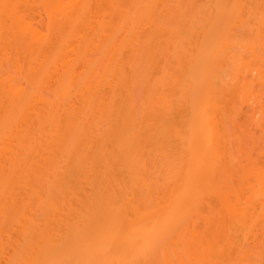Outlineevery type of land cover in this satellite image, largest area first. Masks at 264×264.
Here are the masks:
<instances>
[{"label":"bare ground","instance_id":"bare-ground-1","mask_svg":"<svg viewBox=\"0 0 264 264\" xmlns=\"http://www.w3.org/2000/svg\"><path fill=\"white\" fill-rule=\"evenodd\" d=\"M94 1L95 5L100 4L103 8H113L121 17L122 25H116V22L113 24V20L108 23L104 21L109 25L99 22L101 35L97 36L96 31L94 35L100 36L98 38L100 43L96 47L98 46L101 53L111 59L120 57L122 63L123 49L125 47L131 49L127 46L129 42L137 35L145 34L146 29H143L145 32L141 29L146 28L149 23L151 12L165 9L159 6L163 0H133L130 9L122 7L120 0ZM94 1L41 0L42 5L37 2L43 6L41 8L44 9V13L46 12L50 26L61 16L59 17L62 18L61 23L65 21L64 24L68 26L66 29H70L64 32L69 33L63 34V38L60 36L62 39L58 41L59 43L54 44L53 38L50 41L47 38L50 29L45 35L43 33L45 30H42L44 27L41 29L34 21L36 18L27 13L32 9V4L25 0H3L4 13L2 14V11L1 14L5 17L0 19L2 38L0 40L3 38L5 40L8 37V35L5 37L7 33L17 32L25 40L30 41L31 45H35L36 51L34 50L35 58H30V61L33 60L31 66L28 65L31 89H26L27 86L23 87L20 81L10 75L5 79V75L0 74V215L5 220L0 224V264H141L161 259L162 253L165 260L162 261L163 264H175L172 263L175 260L174 252L180 264H186L187 258H191L195 264H200L204 259L213 256L209 231L212 230L214 221L211 220L210 212L208 215L204 210L206 206L213 207L212 202L210 203L213 196L227 209L226 213L228 212L227 216L231 222L238 225V229L239 227L243 229V234L246 235H243L246 238L245 242L251 245L248 247L259 248L260 239L254 230V219L257 217V210H261L264 218V169L257 165L253 151L245 153L247 163L243 164L239 160L242 164H238L242 172L244 171L241 179L246 188L239 185V195L234 188L231 190L233 182L231 180L235 179L236 175L233 174L235 169L232 171V167H227L226 152L224 150V153L221 148L223 129L220 128L218 116L220 102L216 98V93L220 84L224 88L230 86L231 90L228 91L234 92L230 95L237 97L235 94H239L241 97L238 99L241 100V107L237 106L239 110L232 102L237 111V121L250 118L248 132L252 136L255 135L254 138L260 134L264 135V98L261 100L263 95H259L261 90L258 89L264 87V57L260 58V67L254 65L251 67L252 63L247 62L245 53H242L244 51L256 57L259 55L260 46L264 52V0H207L202 3L196 20L201 27L200 34L193 28L191 33L187 31L188 36L177 32L173 34L174 37H170L172 32L177 31V29L173 31L172 27L171 33L167 31L170 36L167 34L163 37L164 41L159 42L161 44L156 45L151 41L156 38L148 41L153 42L150 43L146 58L148 68L160 71L155 73L152 71V74L158 75L151 78L152 84L149 89L152 91L149 90L151 93L148 94L150 102L147 99L150 108L146 111L149 109L151 111L154 106V109H158L154 115H157L159 110H162L160 112L163 114L160 113L162 122L151 121L148 116V122L140 124L153 129L159 138L175 140L181 150L180 158L177 157L178 162L167 168L168 173L166 171L167 175L163 178L166 179V185L165 187L162 185L163 189H160L158 197L154 196L156 200L151 199V191H154L151 184L153 180L149 181L147 178L149 168L139 143L142 130H139V122L133 117L134 114L128 117L124 114L127 104L130 103L128 98L131 96L128 97L127 93L124 95L121 92V87L125 89L126 84L117 82L114 87V79L107 77L115 75L119 69L122 72L126 67L125 63L117 60L119 61L115 64L116 66L119 64L117 69H114L115 66L109 68L106 77L101 79L103 73L101 83L98 80L100 76L96 75L101 73L98 68L102 64L91 58H89L91 62L88 63L89 55L85 56L93 46L95 47L96 38L89 37V40H83L86 42H83L84 47L82 43L76 44V39L78 42L83 39L78 35L82 30L96 28L92 27L94 24L92 19L96 17L92 11ZM178 7L179 10H183L181 4ZM6 22L10 23L7 25ZM193 26L192 24L187 27ZM242 27L250 29L257 36V40L250 42L237 38L235 33ZM106 28L107 31L112 30V33H106ZM96 29L98 31V28ZM128 29L126 37L119 43L121 31ZM140 31L142 33L138 34ZM144 36L141 35L142 38ZM142 38L139 36V40ZM158 40L157 37L156 41ZM1 41L0 56L6 58L8 50L5 43L9 40ZM248 41L249 43H246ZM237 49L242 51L238 53ZM89 53L92 54L91 51ZM227 60L234 63L233 72L227 76L223 72L225 75L222 76L220 72L222 73L227 66L225 65ZM101 62L103 63V60ZM86 66L87 70L81 72L80 70ZM104 70L105 68L102 72ZM219 74L223 78H218ZM123 75L125 76V73ZM96 77L99 84L95 81L94 85ZM53 79L57 80L54 86L58 84L57 90L54 88L55 92L50 84ZM49 85L52 86L50 90L59 101L58 99L56 102L50 101V98L47 99L48 97L41 93L47 90ZM102 85L111 86L107 89L108 91L115 89L114 94L112 90L110 94L105 91L102 93ZM174 90L178 91L177 96L171 93ZM117 92L119 101L117 97L113 98L116 102H113V99L111 101L112 94L115 95ZM75 101H79L81 103L79 105L88 108L89 111L100 108L96 112L97 115L95 113L91 115L92 118H97L92 119L97 126L100 118H103L104 123L105 119H112L113 115L119 117L116 113L118 110L115 112V109L112 111L114 110L116 114H108L113 107L110 108L109 101L119 105L120 117H116L117 120L110 123V129L115 125L114 129L108 132L106 144L103 143L105 139L102 140L93 154L88 153L87 143L84 141L82 143L81 136L84 133L86 135V131L88 134L91 133L96 125L92 124V130L89 128L91 124L86 113ZM176 108L182 114L178 115L183 118L180 124L173 120L175 117L173 114H178ZM151 112L149 113L152 116L153 111ZM170 113H173V117ZM109 115L111 118H108ZM163 115H166L165 118ZM90 142L88 141V144ZM103 151L108 152L104 157ZM112 161L122 173L123 180H118L116 176L117 179L115 177L113 180L110 179L109 172L115 167ZM115 172L114 170L113 174ZM74 178H77L78 182ZM82 178H86L87 186L90 185L88 188L91 187L89 190L91 193L87 192L85 200L76 193V190L79 192L81 188L79 179ZM43 181L48 182L50 187L48 195L39 187ZM136 185H142L141 187L151 194L150 199L155 200L152 203L149 201L151 203L149 207L144 209L143 206L140 207V204L136 203L138 201L135 202L133 199V192L129 196V191L137 187ZM171 185L173 187H170ZM246 189L252 194L244 192ZM242 192L244 193L241 194ZM243 196L246 198L242 199ZM73 200L81 204L80 208L73 204ZM241 200L246 201L244 203ZM34 202H37L35 204L38 206H35V209ZM241 202L245 205H241ZM209 208L207 212L212 209ZM32 210L38 211L33 213ZM221 217L223 216H220L221 222L226 221ZM197 219L204 221L205 226L202 229L199 228L201 223L199 225ZM225 223H229V220ZM12 229H15L21 241L18 242L12 237L9 232ZM198 229H201L200 232ZM177 244H184L187 251L185 248L180 249L181 251L177 247L174 248ZM170 249L174 252L172 253ZM241 250L244 251V249L239 251L242 252Z\"/></svg>","mask_w":264,"mask_h":264},{"label":"rangeland","instance_id":"rangeland-1","mask_svg":"<svg viewBox=\"0 0 264 264\" xmlns=\"http://www.w3.org/2000/svg\"><path fill=\"white\" fill-rule=\"evenodd\" d=\"M25 1H28L27 3H29L32 7V9L31 10H28V12L27 13H29L32 17H34V18H36V19H34V21H35V23L39 26V27H41V29L44 31L43 33H45V35H47V32L49 31V29H50V33L48 32V36H47V38H49L48 40L50 41L51 40V38H53L52 40H55V41H52L54 44H56V43H59L60 42V40L63 38L62 36H63V34L64 35H67L66 33H69L68 31L70 30L69 28L68 29H66L68 26H66V24H64V22L65 21H63L62 23H61V20H62V18H59V17H61V16H59L58 17V21L57 22H55V24H52L51 26H50V24H49V19L47 18L48 16H47V14H45L44 13V9H42L41 7H43V6H41L42 4H41V0H25ZM94 1V0H93ZM121 1V6L122 7H125L126 6V8L128 7H132V3H133V0H120ZM119 1V2H120ZM129 1V2H128ZM173 0H163V2L161 1V3H160V5L159 6H161V7H163V8H165L164 10H159V11H156V10H154V11H156V12H151V14H150V16H149V19H150V21H149V23L147 24V26H146V28L145 27H143L141 30H143V29H146V32H145V30H143L142 32H145V34L143 33V34H141L142 32L140 31L138 34H141L142 36L143 35H145L143 38L141 37V35H137L136 37H134V40H132L133 41V43H132V41H130L129 42V44L127 45V46H129V48H131V49H128V47H125L124 49H123V57H122V59L124 58V62L122 63V61L119 59L120 57H115V58H110L109 56L108 57H106L105 55H103L102 53H101V50H99L98 49V46L96 47V45H99V41L100 40H98V38L100 37H96V35L98 36L99 34L101 35V33H100V28H99V22H102V23H105V22H113V24H115V22H116V25H119V24H121V17L119 16V14L113 9V8H110V7H102L100 4H98V5H95L96 3H95V1L92 3L93 5H92V7L94 8H92V11H93V16L95 17H97V19H96V17L95 18H93L92 19V23H94L93 25H92V27H96V28H98V31H99V33H98V31H97V29L95 28V29H93V28H86V30H82V32H80V34H78L79 35V38H81V37H83V39H80L79 40V42H78V39H76L77 40V42H76V44L78 45V44H80L81 45V43H82V46L84 47V43L83 42H85V41H83V40H87L89 37H94V39L96 38V42L94 43V45H95V47H94V49H93V47H92V49H90V51H91V53L92 54H90L89 52L90 51H88V53L87 54H85L84 52V54H85V56H87L88 57V55H89V57H88V59H87V61H88V63L89 62H91V60L92 59H95V60H98L102 65L100 66L99 64L100 63H98V65L100 66L99 68H98V70H99V72H100V70H101V73L99 74L98 73V75H96V76H100L99 77V79L98 80H100V78H101V76H102V74L104 73V75L102 76V78L101 79H103L104 78V76H105V74H106V71H108V69L109 68H113L114 66L116 67H114V69H117V67L119 66V64H118V66H116L115 64L118 62L119 63V61H117V60H120V62L122 63V64H124L125 63V68H126V70H125V68H124V70H123V68H122V72L121 71H119V70H117V73L115 74V75H113V76H107V77H109V78H113L114 79V87H115V85H117V82H118V84L120 83H123V85L124 84H126V85H124V86H126L125 87V89L123 88V86L121 87V92H122V94L124 93V95H126V93H127V95L126 96H128V97H130L131 96V98H128L129 100V102L131 103H129V104H127L128 105V107H127V110H125L124 111V114H126V116L125 115H123V116H125V117H128L129 115H132L133 116V114H134V118L139 122V130H142L141 131V139H140V141L141 142H139V143H141L140 144V148L141 149H143V151H144V155H145V159H146V164H147V167L149 168L148 169V175H147V178H148V180L149 181H152L153 180V183L151 182V184L153 185V188H154V191H151V194H152V198L149 196V195H151V194H148L147 193V191L146 190H144V188H142L141 186L142 185H136L137 187H133L132 188V191H129L130 192V194H129V196L130 195H132V192H133V196H134V198L133 199H135L134 201L136 202V201H138V202H136V203H139L140 205V207H142L143 209L144 208H147V207H149L150 205H151V203L152 202H154L156 199H155V197H158V193H160V191L163 189V186L165 187V185H166V179L164 180L163 178L167 175V173H168V169L170 168V166H171V164H175L176 162H178L177 160L180 158V155H181V150H180V147L178 146V143L175 141V140H169V139H162V138H159V137H157L156 136V132L152 129H150V128H148V127H146L145 125L144 126H142L143 124H144V122L146 121V122H148L147 120H149V118H148V116L151 118V121H155L156 120V122H162V115L160 116V113L161 114H163V112H160V111H162V110H159L158 111V114L157 115H154V113H156L157 112V110L158 109H154V106H153V109L151 110V111H153V114H152V116H151V114L150 113H152L151 111H150V109L149 110H147L148 111V114H147V111H146V109H148V108H150V107H148V101L150 102V100L148 99V94L149 93H151V91H152V89H149L150 87H151V84H152V82H151V78H153L154 77V75H155V77H157V75L158 74H152L153 72L152 71H154V70H151V69H149L148 68V64H147V62H146V58L148 57L147 55H148V51H149V48L151 47V44H153V42H149L148 43V41L149 40H151V38H156V39H152L151 41H154V44H156V45H158V43L161 41V42H163L164 41V38L163 37H166L167 36V34L169 35V33H171V31H172V27H173V31L175 30V29H177V31L175 30V32H172L171 33V36L170 37H174V35L177 33V32H179L180 34H183V35H185L186 34V36H188V34H187V31L188 32H190L191 33V30L193 29V28H195V30L198 32V34H200V32H201V27L199 26V24L198 23H196V20H197V18L199 17V14H200V9H201V5H202V3H205L207 0H174L176 3H174V1H173V3H171ZM37 2H39L38 4H37ZM97 2V1H96ZM129 3V4H128ZM3 4V0H0V19H2L3 17H5V15L2 17V14L4 13V6L2 5ZM181 4V7L183 8V10L181 9V10H179V7L177 8V6H179ZM182 4H183V6H182ZM36 5V6H35ZM39 5H40V7H39ZM128 5H130V6H128ZM175 5V6H174ZM177 5V6H176ZM34 7V8H33ZM37 7V8H36ZM161 7H157L158 9H161ZM171 7V8H170ZM21 9H22V5H21V7H20ZM24 8V7H23ZM37 9V10H36ZM107 9V10H106ZM113 9V10H112ZM130 9V8H129ZM155 9V8H154ZM157 9V10H158ZM35 10V11H34ZM99 10H101V11H99ZM106 10V11H105ZM109 10V11H108ZM178 10L180 11V12H178ZM3 11V12H2ZM32 11H34V12H32ZM99 13H98V12ZM153 11V10H152ZM183 11V12H182ZM1 12H2V14H1ZM104 12H106V13H104ZM109 12V13H108ZM116 12V13H115ZM158 12H160V13H158ZM168 12V13H167ZM105 15H104V14ZM115 13V14H114ZM156 13V14H155ZM181 13V14H180ZM183 13V14H182ZM101 14V15H100ZM108 15H109V17H108ZM154 15V16H153ZM106 16H107V18H106ZM114 16V17H113ZM2 17V18H1ZM99 17H100V21H99ZM113 17V18H112ZM109 18H111V20L109 19ZM120 18V19H119ZM61 19V20H60ZM105 19V20H104ZM109 21H108V20ZM95 20V21H94ZM113 20V21H112ZM98 21V22H97ZM105 21V22H104ZM39 22V23H38ZM95 22L98 24H96L95 25ZM7 23V22H6ZM10 22H8L7 23V25L9 24ZM118 23V24H117ZM194 25L192 28L191 27H187V26H190V25H192V24ZM106 24V23H105ZM190 24V25H189ZM40 25H42V26H40ZM106 25H109V24H106ZM122 25V24H121ZM48 26H49V28H48ZM149 27V28H148ZM152 28V29H151ZM170 28V30H168V29ZM93 29V30H92ZM149 29V30H148ZM154 29H157V30H154ZM1 30V29H0ZM66 30H68L66 33H64ZM148 30V31H147ZM85 31V32H84ZM94 31H96V35H94L95 34V32ZM128 31H129V29L128 30H123V31H121L122 33H121V36H120V38H119V43L126 37V35H127V33H128ZM153 31V32H152ZM169 33H168V32ZM6 32V31H5ZM9 32H10V30H9ZM125 32V33H124ZM186 32V33H185ZM1 33V32H0ZM82 33V34H81ZM86 33V34H85ZM106 33H112V30L110 31H107V28H106ZM124 33V34H123ZM155 35H154V34ZM158 33V34H157ZM158 36H157V35ZM174 34V35H173ZM6 36L5 37H7V35H8V37L7 38H5V40H4V38H3V40L1 41V42H3V41H6L7 40V42H8V40H9V42L8 43H5L6 44V47H7V52H8V55H7V57L6 58H3V57H1L0 56V74H3V75H5V79H7V78H9L10 76H12L14 79H16L17 81H20L21 83H22V86L24 87V86H27V87H25L26 89H31V86H32V83H31V81H30V73H29V69H30V66H31V64H32V62H33V60H31L30 61V58H32V59H34L35 58V54H34V50L36 51V46L35 45H31L30 44V41H28V40H25V38H23L21 35H18V33L17 32H15V33H7V34H5ZM85 35H86V37H85ZM173 35V36H172ZM235 35H236V37L237 38H239L240 40L243 38L244 39V41L246 40H250V42H252V40H254V41H256L257 40V36L250 30V29H248L247 30V28L246 29H244L243 27L242 28H239V29H237V31H236V33H235ZM50 36V37H49ZM55 36H57V37H55ZM60 36L62 37V38H60ZM139 36H140V38H142V39H140L139 40ZM179 36H181V35H179ZM190 36H191V34H190ZM240 36H241V38H240ZM157 37H158V41H156L157 40ZM178 37V36H177ZM176 37V38H177ZM181 37H183V36H181ZM180 37V38H181ZM185 37V36H184ZM183 37V38H184ZM198 37V36H197ZM249 37H251V38H249ZM76 38H78V36L76 37ZM182 38V39H183ZM186 38V37H185ZM184 38V39H185ZM189 38V37H188ZM0 39H2L1 38V34H0ZM243 39L241 40V41H243ZM57 40V41H56ZM89 40V39H88ZM93 40V39H92ZM121 40V41H120ZM142 40V41H141ZM178 40V39H177ZM59 41V42H58ZM141 41V42H140ZM139 42V43H138ZM86 43V42H85ZM151 43V44H150ZM246 43H249V41L248 42H246ZM159 44H161V43H159ZM8 45V46H7ZM10 45V46H9ZM5 46V45H4ZM57 46V45H56ZM81 46V48L83 49V47ZM9 47V48H8ZM46 47H48V46H46ZM261 47V46H260ZM258 48V53H259V55L257 54L256 55V57L255 56H251V55H253V54H251V53H247L246 54V52H242L243 54L245 53V55H246V60H247V62L248 61H250V63H252V64H250V66L251 67H253V65H254V67L256 66V67H260L261 65L259 64L260 63V58L261 57H264V52H262V48ZM241 49V48H240ZM240 49L237 51L236 50V52H238V53H240L241 51H240ZM86 52V51H85ZM33 53V54H32ZM36 53V52H35ZM34 55V56H33ZM251 56V57H250ZM2 58H3V60H2ZM89 58H91V60L89 59ZM97 58H99V59H97ZM108 59V60H107ZM111 61H110V60ZM251 59V60H250ZM90 60V61H89ZM103 60V63L101 62V61ZM2 61V62H1ZM30 62V63H29ZM227 63H225V65H227V66H225V69L222 71V73L220 72V74H223L222 76H224L225 74H226V76L228 75V73H230V74H232V72H233V67H232V65L234 64L231 60H227L226 61ZM255 62V63H254ZM109 63V64H108ZM120 63V64H121ZM262 64V63H261ZM18 65V66H17ZM28 65H30V66H28ZM260 65V66H259ZM84 66L85 65H83V67L82 68H84ZM18 67H20V69L18 68ZM105 68V70L102 72V70ZM28 70V71H27ZM80 70V69H79ZM84 70H87V66H86V68L85 69H81L80 71L81 72H83ZM159 70V69H158ZM158 70H155V71H158ZM226 70V71H225ZM126 71V72H125ZM155 71H154V73H155ZM160 71V70H159ZM125 73V76L123 75L124 73ZM162 72V71H161ZM225 74H224V73ZM28 73V74H27ZM158 73V72H157ZM160 73V72H159ZM219 74V75H220ZM7 75H8V77H7ZM10 75V76H9ZM25 78H24V77ZM27 76V77H26ZM221 75L218 77V78H223ZM225 76V77H226ZM98 77H96V78H94V85H95V81H96V83L98 82L96 79L98 78ZM106 77V76H105ZM154 77V78H155ZM229 77V76H228ZM4 78V77H3ZM125 78V79H124ZM217 78V84H219V79ZM230 78V77H229ZM26 79V80H25ZM58 79V78H57ZM55 80L53 79V81H52V83H50V84H52V86L51 85H49V88L47 89V90H45V91H43V92H41L42 94H44L45 95V97H48L47 99H49L50 98V101L52 100V101H57L56 99H58L57 97H56V95H55V91H54V88H56V86H58V84L56 85V86H54V84L56 83V81L54 82ZM104 81V80H103ZM99 82H101L102 83V81L100 80ZM99 82H98V84H99ZM23 83H24V85H23ZM30 83H31V85H30ZM105 83V82H104ZM128 85V86H127ZM99 86V85H98ZM104 85H102V87H103ZM106 86H107V84H106ZM113 86V85H112ZM150 86V87H149ZM218 86V85H217ZM51 87H52V90L54 91H52V90H50L51 89ZM100 87V86H99ZM113 87V88H114ZM223 87V88H222ZM227 87V88H226ZM225 88H224V86H222V84H220L219 85V87H217L218 88V92L216 93V98H217V100L220 102V104H219V110H218V116H219V121L221 122L220 123V125H221V127L220 128H222L223 130H221V136H223L222 137V141L221 142H223L222 143V145H221V148H223V152H224V150H225V152H226V156H225V158H227V160L225 161V163H226V165H227V167L229 168V167H232V171H233V169H235V171L233 172V174L234 175H236V176H234V175H231L232 177L234 176L235 177V179H233L232 178V180H231V178H229L231 181H233V182H231L229 179H227L228 181H230L231 182V190L234 188L235 190H236V192H237V194H238V189H239V187L240 186H244L245 184L243 183V181H242V179H243V172H242V170H241V168L239 167V164L238 163H241V162H239V160L240 161H242L243 162V164H244V162L247 160V159H245L246 157H245V153L246 154H249L248 152H252L253 151V153H254V157H255V160H256V162H257V165L259 166V167H261V168H263L264 169V135H257V137H258V139H257V137L256 138H254L255 137V135L254 136H252L251 135V133H249L250 132V127H248L249 125H248V122L250 123L251 121V119L250 118H247V119H245V118H242V120L240 119L239 120V122L237 121V119H236V117H237V111H236V109L237 110H239L240 108L239 107H241V100H238V99H241V97H240V95L239 94H235L237 97H234V95H230V94H233L234 92L233 91H231V92H229L228 90H231V88H230V86H229V88H228V86H226ZM33 88V87H32ZM58 88V87H57ZM57 88L55 89V90H57ZM98 88V87H97ZM107 88H111V86H109V87H103L102 88V93H104L103 91H105V93H109L110 94V90H112V93L114 94V92H113V90H115V89H109V91H108V89ZM122 88H123V91H125V92H123L122 91ZM258 89H260L259 91V93H261V94H259V95H263V97H261V100H263L262 98H264V87L261 89V87L260 88H258ZM100 90V89H99ZM149 90H151V91H149ZM101 91V90H100ZM258 91V90H257ZM120 92V91H119ZM173 92V94H175L176 96H177V92L174 90V91H171V93ZM233 92V93H232ZM107 93V94H108ZM111 93V94H112ZM112 94V96L111 95H109V96H111L112 98H111V101H113V102H116L115 100L116 99H113L114 97L116 98L117 97V99H118V101H119V94H118V92H117V94L115 93V95H113ZM179 94V93H178ZM180 95V94H179ZM178 95V96H179ZM151 95H149V97H150ZM175 96V97H176ZM108 97V96H107ZM110 98V97H109ZM109 98H107V99H109ZM113 99V100H112ZM131 99V100H130ZM147 99H148V101H147ZM232 99V100H231ZM236 99V100H235ZM106 100V99H105ZM230 100V101H229ZM58 101H59V99H58ZM76 102V101H75ZM106 102H108V101H106ZM113 102H110L109 101V103H110V112L108 113V114H119V117H120V113H118V111H119V105L117 106L116 105V103H113ZM218 102V103H219ZM236 105V107L234 106V104ZM251 102H252V100H251ZM250 102V103H251ZM118 103V102H117ZM232 103V104H231ZM263 103V102H262ZM78 104V106L79 107H82V110L86 113V117H87V120H88V122H89V124H91L90 125V127L89 128H91V130H92V127L94 126V125H96V126H94L95 128L91 131V133H89L88 134V132L86 131V135H85V133H84V135H82L81 136V140H82V143H83V141H84V143H87V150H88V153L90 152L91 154H93L94 153V151L97 149V147L99 146V144H101L103 141L102 140H104V142L103 143H105L106 144V140H107V134H108V132L110 133L113 129H114V127H115V125H114V127H112V129H110L111 128V121H113V120H117V118H119V117H117V116H112V119H105V122L104 123H102L104 120H103V118H98L99 120H100V122H98V126H97V124H95V123H93V120L92 119H94L95 117V115L93 116L94 118H92V116L91 115H93V113H95L96 114V112L97 111H99V109L98 108H93V109H95V110H93V111H89V109L88 108H85V107H83V106H80L81 105V103L78 101V102H76V105ZM80 104V105H79ZM151 103H149V105H150ZM232 106H231V105ZM116 105V106H115ZM130 105V106H129ZM263 105H264V103H263ZM108 105H107V107H109ZM230 106V107H229ZM237 106H239V107H237ZM78 107V108H79ZM97 107H99V106H97ZM118 107V108H117ZM236 109H235V108ZM84 108V109H83ZM130 108V109H129ZM233 108V109H232ZM79 109H81V108H79ZM112 109H115V112H116V110H118L116 113H114L113 111H112ZM128 109H129V111H128ZM184 109H185V107H184ZM230 109V110H229ZM92 110V109H91ZM155 110V111H154ZM176 110V113H178V114H173V113H175V111H172L173 113H170V115H174L175 117H173V115H172V117L174 118H172L177 124H180V123H182V120H183V118H181V117H179L180 115H182V114H180V112H178L179 110L176 108L175 109ZM183 109H181V111H182ZM89 112H91L90 114H89ZM122 112V111H121ZM132 112V113H131ZM150 112V113H149ZM130 113V114H129ZM121 114H123V113H121ZM147 114V117L145 116ZM235 114V115H234ZM97 115V114H96ZM99 115V114H98ZM154 115V116H153ZM168 115V114H167ZM179 115V116H178ZM110 116V115H109ZM159 116V117H158ZM164 116V115H163ZM166 116V115H165ZM165 116H164V118H165ZM260 116V115H259ZM98 117V116H97ZM117 117V118H116ZM124 117V118H125ZM145 117V118H144ZM153 117V118H152ZM155 117H157V118H155ZM168 117V116H167ZM171 117V116H170ZM105 118H107V117H105ZM108 118H111V116L110 117H108ZM95 119H97V118H95ZM143 119H144V121H143ZM146 119V120H145ZM103 120V121H102ZM119 120V119H118ZM249 120V121H248ZM246 121V122H245ZM92 122V123H91ZM142 122H143V124H142ZM234 122H236V123H234ZM142 125H141V124ZM92 124H93V126H92ZM113 124V123H112ZM114 124H115V122H114ZM235 124H237V125H235ZM138 125V124H137ZM245 126V127H244ZM138 127V126H137ZM247 128V129H246ZM148 129V130H147ZM90 130V129H89ZM249 131V132H248ZM155 132V133H154ZM138 133H140V132H138ZM247 133V134H246ZM107 136V137H106ZM88 141H91L89 144H88ZM97 143V144H96ZM96 144V145H95ZM108 145V144H107ZM107 147V146H106ZM179 149V150H178ZM106 151H107V149H106ZM108 151H110V148H109V150ZM104 152V151H103ZM102 152V156L104 157V154L106 155L108 152H104L103 153ZM224 152V153H225ZM91 154H89V155H91ZM176 155V156H175ZM106 157V156H105ZM175 157V158H174ZM177 157H179V158H177ZM241 157H243L242 158V160H241ZM245 157V158H244ZM172 160H173V162L174 163H172ZM229 163H228V162ZM167 163H169V164H167ZM247 162H245V164H246ZM112 164H115L114 163V161H112ZM167 164V165H166ZM242 164V163H241ZM169 166V167H168ZM241 166V165H240ZM168 168V169H167ZM114 170L116 171L115 172V174H113L114 173ZM114 170L113 171H110L109 172V177H110V179L112 178V180H113V178L116 176V177H118V180H123V177H122V173L120 172V170H119V168H117L116 167V164H115V167H114ZM231 170V169H230ZM165 171V172H164ZM166 171H167V173H166ZM112 172V174H110ZM117 173V174H116ZM166 173V174H165ZM231 173V172H230ZM165 174V175H164ZM113 175V176H112ZM241 176V177H240ZM115 177V178H116ZM242 178V179H241ZM117 179V178H116ZM150 179H152V180H150ZM239 179V180H238ZM74 180H77V182H78V179L76 178H74ZM80 180V183H81V188H80V190H79V192H77V190H76V193H78L79 194V196L81 197V199H83V200H85L86 198H87V196H88V193L87 192H89V193H91V191H89L90 189H91V187H90V189L88 188L89 186H87V184H88V182L86 181V178H82V179H79ZM156 180V181H155ZM163 180V181H162ZM252 181V183H255L253 180H251ZM74 181L72 180V183H73ZM77 182H75V183H77ZM160 184H159V183ZM164 183V184H163ZM243 183V184H242ZM78 184V183H77ZM157 184H159V185H157ZM228 184H229V182H228ZM40 186V189H41V191L43 192V193H45L46 195H48L49 193H50V187H49V185H48V182H46V181H43V182H41L40 184H39ZM46 185V186H45ZM162 186V187H160V188H157V187H159V186ZM240 185V186H239ZM77 186V185H76ZM86 186H87V188H86ZM239 186V187H238ZM247 186V185H246ZM79 187H80V185H79ZM152 187V186H151ZM170 187H173L172 185L170 186ZM229 187H230V184H229ZM237 189H236V188ZM245 187V186H244ZM74 188H76V187H74ZM157 188V189H156ZM162 188V189H161ZM246 188V187H245ZM259 188V187H258ZM159 189V191H157ZM161 189V190H160ZM87 190V191H86ZM153 190V189H152ZM248 191V189H246V191L244 190V192H247ZM135 192V193H134ZM235 191H234V194L236 193ZM240 192H241V190H240ZM244 192H242L241 194H243ZM233 193V192H232ZM248 193V192H247ZM251 192L249 191V193L248 194H250ZM252 194V193H251ZM156 195V196H155ZM160 195H162V194H160ZM233 195V194H232ZM236 195V194H235ZM239 195V194H238ZM155 196V197H154ZM242 196V195H241ZM248 196V195H247ZM132 197V196H131ZM137 197V198H136ZM154 197V198H153ZM160 197V196H159ZM244 197V196H243ZM75 198H77V195H76V197ZM79 198V197H78ZM155 199L154 201H152L151 199ZM217 197H215L214 198V196H213V200L212 199H210V200H212V201H210L209 199V201H210V203L212 204V206L213 207H210V208H212L211 210H209L208 212H207V209L209 208L208 206H206L205 208L206 209H204V210H206V212H205V214L206 213H208V215H209V212H210V217H212L211 218V220L212 221H214L212 224V226L213 227H211L212 228V230H210L209 232L211 233H209L210 234V238H211V241H210V243H211V248H212V258H210V259H207V260H205L204 259V262H201L200 264H246V263H248V264H264V218H263V216H262V212H261V210H257V217L254 219V224H255V232L257 231V233L256 234H258V238L260 239L259 240V248H254V247H248V246H251V245H249V244H247L246 242H245V240H246V238H245V233L243 234V229L241 230L240 229V227H239V229L237 228L238 227V225L236 226V224H234V223H232L231 222V220H230V218H229V216H227L228 214V212L226 213V208L225 207H222V205L220 204V202H218V200L216 199ZM246 197H244V198H242V199H245ZM236 199V198H235ZM151 200V203L149 202ZM217 200V201H216ZM257 200H258V198H257ZM77 201H79L78 199H77ZM77 201H72L73 202V204H75L77 207H79L80 208V206H81V204H79V203H77ZM82 201V200H81ZM81 201H79V202H81ZM208 201V202H209ZM220 201V200H219ZM242 202H244L245 203V201L246 200H241ZM83 202V201H82ZM81 202V203H82ZM218 202V203H217ZM241 202V205H245L244 203H242ZM258 202H259V200H258ZM35 203H37V202H34L33 204V209H35V206L36 207H38ZM221 203H222V201H221ZM79 204V205H78ZM211 206V205H210ZM258 209L260 208L259 206H260V203H258ZM77 207H75V208H77ZM209 208V209H210ZM262 209V208H261ZM38 210H36V211H34V210H32V212L34 213V212H37ZM256 212V211H255ZM224 213V214H223ZM220 216H223V218L224 219H226V221H228L229 220V223H225L226 221L225 220H222V222H221V219H220ZM226 216V217H225ZM222 218V217H221ZM222 218V219H223ZM229 218V219H228ZM263 218V219H262ZM6 219V218H5ZM220 219V220H219ZM198 220V222H199V225H200V223H201V225L199 226V228H203V226H205V223H203L204 221H202L201 219H197ZM220 221V222H219ZM225 221V222H224ZM5 222V220H4V217L2 216V215H0V224H2V223H4ZM218 223V224H217ZM221 223V224H220ZM251 223H253V222H251ZM215 224V225H214ZM224 224V225H223ZM218 225V226H217ZM228 225V226H227ZM235 225V226H234ZM219 226H221L220 228H218ZM232 227V229H231V227ZM251 226H252V224H251ZM205 228V227H204ZM242 228V227H241ZM260 228V229H259ZM200 229V230H201ZM220 229V230H219ZM236 229V230H235ZM199 230V229H198ZM200 230H199V232H200ZM205 230V229H204ZM222 230V231H221ZM228 230V231H227ZM263 230V231H262ZM9 232H11L10 234L12 235V237H14L15 238V240H17L18 242L19 241H21L22 239L17 235V233H16V231H15V229H12L11 231H9ZM203 232V231H202ZM245 232H246V230H245ZM260 233V234H259ZM228 234V235H227ZM237 234V235H236ZM6 235V234H5ZM230 235V236H229ZM243 235H245V236H243ZM260 235V236H259ZM229 236V237H228ZM227 237V238H226ZM7 238V237H6ZM217 238V239H216ZM245 238V239H244ZM5 239V238H4ZM230 239V240H229ZM228 240V241H227ZM176 242H178V241H176ZM175 245V244H174ZM185 245L183 244H177V246H175L174 248H178V250H180V249H184L185 247H184ZM173 247V246H172ZM10 249V248H9ZM171 249H173V248H171ZM171 249H170V251H171ZM186 249V248H185ZM240 249H244V251H242V252H240L239 250ZM12 249H10V251H11ZM181 251V250H180ZM183 251V250H182ZM185 251H187V249L185 250ZM12 252V251H11ZM10 252V253H11ZM172 252V251H171ZM170 252V253H171ZM174 252V251H173ZM172 252V253H173ZM172 253H171V255H172ZM175 253V252H174ZM174 253H173V257H174V259L175 260H173L172 258V256H171V259L173 260H171L172 261V263H175V264H180V260L178 259V256H177V259H176V254L174 255ZM189 253V252H188ZM162 256H163V253L161 254ZM162 256H160L161 257V259H155V261H151V262H149V263H141V264H161V262L163 261H165L164 260V258L162 257ZM188 256V255H187ZM186 259V258H185ZM163 262H162V264H163ZM140 264V263H139ZM165 264V263H164ZM186 264H195L194 262H192V260H191V258H187L186 259Z\"/></svg>","mask_w":264,"mask_h":264}]
</instances>
